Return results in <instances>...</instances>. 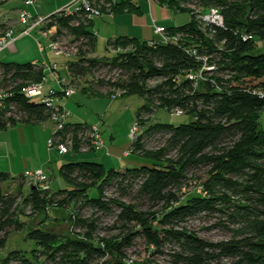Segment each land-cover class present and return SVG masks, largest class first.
<instances>
[{
	"label": "trees",
	"instance_id": "trees-1",
	"mask_svg": "<svg viewBox=\"0 0 264 264\" xmlns=\"http://www.w3.org/2000/svg\"><path fill=\"white\" fill-rule=\"evenodd\" d=\"M179 1L217 8L224 27L215 29L210 40L192 20L167 28L168 35L183 36L177 43L153 45L119 37L105 50L122 52L90 58L97 42L90 24L74 27V18L53 16L57 36L83 39L77 61L68 65V77L78 89L90 98L114 100L115 93L123 92L144 100L136 113L142 132L129 150L148 163L106 169L98 162H71L59 171L70 188L53 192L31 186L24 193L21 187L19 195L6 193L4 186L23 175L0 172V251L9 235L24 227L20 217L28 210L39 215L70 206L71 234L28 230L30 239L45 250L40 264H128L139 245L146 247L150 264H264V52L254 54L264 43V0ZM176 2L167 4L172 8ZM124 10L139 8L132 0H117L113 11ZM189 47L209 56L216 69L205 71L209 78L197 85L185 78L202 68L186 52ZM0 70V90L14 93L0 110V131L19 123L50 122L51 108L28 100L23 92L42 79V72L31 63L2 62ZM12 104L15 110L8 116ZM175 109L190 121L151 122L159 110L170 114ZM89 129L86 123H71L55 137H71L80 153ZM194 184L202 194L184 200V189ZM110 190L115 195L108 196ZM196 221L206 226L193 229L190 224ZM215 230L225 231L227 239L216 242L200 234ZM12 263L37 264L17 252L0 260Z\"/></svg>",
	"mask_w": 264,
	"mask_h": 264
},
{
	"label": "built area",
	"instance_id": "built-area-1",
	"mask_svg": "<svg viewBox=\"0 0 264 264\" xmlns=\"http://www.w3.org/2000/svg\"><path fill=\"white\" fill-rule=\"evenodd\" d=\"M6 1L8 0H0V3ZM20 1L26 6H35L37 0ZM116 2L117 0H72L69 4L50 15H33L25 9H19L16 13L11 12V16L7 15L6 20L0 22V54L13 48L16 41L20 38L32 37L37 41L39 52L42 55L48 50L54 57H60L66 60L76 59L79 54V46L83 39L76 41L73 37H68L64 34L57 36V31L52 32L50 30V26L55 24L53 16L74 18V21L71 23V26L74 27L80 26L81 23L88 25L95 19L100 18L105 11H109L114 7ZM198 18L201 21L200 24L204 25V33L210 35L211 38H213L216 33L215 29L223 28L225 25L223 14L219 12L217 8L211 7V9H208L206 12L201 10ZM165 32L166 29L164 27H156L157 34ZM39 37L47 40V46L43 47L40 44ZM177 37V35L166 36L161 41L151 40L148 43L153 45L157 42L164 44L169 42L177 43L183 36L181 35L180 38ZM113 52H115V54L122 52V48H118ZM186 52L196 57V59L202 63L200 71L196 73L189 72L185 75L186 79L193 81L196 85L199 81H202V76L205 71L213 72L216 70L214 64L210 65L209 56L200 55V50L198 53L196 48L189 47L186 49ZM31 65L34 69L42 72V79L38 82L28 84L23 92L28 100L43 103L53 111L50 123L53 126L54 132L52 137L48 140L49 148L57 151L61 155L76 152L71 137H67L66 141H62L59 137L56 138L55 135L59 134L67 124H71L73 115L64 106L63 101L71 98L76 93L78 88L77 85L74 84L69 77L60 75L61 67L58 62H51L43 57L32 61ZM1 76H3L2 70H0V78ZM49 76L53 77L56 87L45 90ZM179 81L181 80L179 79ZM122 94L124 93H115L113 99H117V97ZM12 96H14L13 92L0 90V110L5 108L6 100ZM8 109V116H10L12 114L11 112L15 110V106L12 104ZM172 114L178 117L184 115L183 111L180 109H175ZM141 132V126L138 120H135L131 127V143L137 140ZM104 146L105 142L100 128L97 125H90V129L83 137L80 153L100 150ZM124 155L129 156L130 150L125 151ZM23 176L29 180L32 186L42 191H48L51 188V179L44 170L26 171ZM126 263L131 264L133 261L131 258H127Z\"/></svg>",
	"mask_w": 264,
	"mask_h": 264
},
{
	"label": "rangeland",
	"instance_id": "rangeland-1",
	"mask_svg": "<svg viewBox=\"0 0 264 264\" xmlns=\"http://www.w3.org/2000/svg\"><path fill=\"white\" fill-rule=\"evenodd\" d=\"M41 3L42 1H39V4ZM19 4H20V1L18 0H8L4 3L1 2L0 3V22H3V20H6L7 15L11 16L12 9L17 5L19 6ZM172 9L181 13V15H183L184 18L190 19V21L193 20L195 25L197 26V29L204 33V25L200 24L201 21L199 20L198 15L200 14L201 10L205 12L208 10L197 8L195 5H184L179 0H177V2L173 4ZM33 10L35 9L32 8L31 11ZM113 10H114V7H112L109 11H105L104 13L111 14L112 12H114ZM182 10H185V11H182ZM46 13H48L46 15H50L55 12H46ZM92 23L93 22L90 23V26ZM165 29H166L165 33L157 34L159 36V38L157 39L158 41H161L166 36H170L168 35L169 30L167 28ZM176 35L178 36L177 38L181 37L180 33ZM204 35L206 36V38L210 40L212 39L210 35H208L207 33H204ZM258 45L259 46L254 51V54H258L259 52H264V43H259ZM17 47H18V52L15 55H13V57L16 59H19V61L27 60L28 56L25 54L23 55V52H21V50L19 52V49H20L19 43L17 44ZM104 52L106 53L107 51L104 48L103 42L100 40L92 56H95L97 58H104L106 56ZM108 52L110 53L113 51L109 50ZM114 53H110V54L113 55ZM116 55L117 54H115V56ZM61 61L63 62L62 59ZM62 74L64 73L62 72ZM206 78H209V76L203 75L202 82L203 80H206ZM80 90L81 89L77 88L76 93L73 95L71 99V101H73L74 103L73 107L75 111L80 109L82 115L86 114L88 115V117H90V114L96 111L95 106H94L95 103L98 104V107H100V103L102 104V108H100V110H103L104 108H110V109L107 111L106 116L103 113H98V118L94 117V119L91 120L92 123H97L96 125L100 128L101 131H103L102 135H103V139L106 140V148L104 146L102 147L103 150L100 149V151L96 150V151H91L85 154H78L76 155V156H79L78 161H81L82 158L85 156L92 157L95 155V158H97L98 160L92 158L93 160H91V162H98L102 156H105V158L107 159L106 160L107 162L105 165L107 169H110V168L122 169L126 167L133 168L136 166H140L143 163H148L147 160L137 157L136 155H129V156L124 155L125 157H121L122 153L129 150L130 145L132 144L131 143L132 141L130 138L131 127L134 121L136 120L137 111L144 104V100L138 95H132V96L121 95L117 97V99L115 100H111L106 97H100V98L90 99L91 101L88 102L85 105V107L83 106L79 107L78 106L79 100L81 98ZM104 99L107 101H104ZM73 117L74 116H72V119ZM153 121H161L162 123H165V124L178 125L182 123H188L190 121V118L185 115L179 116V117L174 116L172 113L169 114V113H166L164 110H159L157 112V115L151 119V122ZM261 122L264 125V112L262 114ZM111 146H114L118 150V153L120 151L119 157L121 159L118 160L117 163L115 164H113L112 162V160H114L112 158L113 153L110 152V150L108 151L107 149V148H110ZM40 147L42 148V146ZM55 154H58V153H55ZM66 156L67 158L70 157L69 154ZM62 158H66V157L61 156V159ZM65 160L66 159H63V161ZM0 162H1L0 172H7L6 170L7 162L9 161L0 160ZM36 162L37 160H35V163ZM15 164L17 165L22 164L21 160L15 159ZM51 165L49 166L51 170L47 169V167L44 170L48 171L50 178H52V184L50 181V186L54 190L53 192H56L60 189L70 188V185L67 184L60 176L59 166H57V164H54V166L53 165L51 166ZM20 169L22 168L18 169V172H19L18 176L22 172V170ZM31 186L32 184L29 182V180L25 176H23L22 180L20 181H17L14 183L11 182L9 184H6L4 186V190L8 194L19 195L18 193L21 187L23 188L24 193H28ZM91 193L95 194L96 192L92 191ZM201 194L202 193L200 192V188L197 184L188 186L184 189V200H187L193 196H200ZM113 195H115V191L110 190L108 192V196L111 197ZM47 212L48 213L46 214L30 215L31 212L28 210L26 214L20 217V222L24 224V227L20 231L14 230L13 233L9 235L5 248L2 251H0V260L2 258H5L7 255H9L10 252H17L20 257L30 258L31 260H34V263L40 264L44 262L45 256L43 255L44 254L43 252L45 250L40 245H38L35 241L30 239L28 230L34 229V228H41L45 231H51L58 235H67L69 233L71 234V231H72L71 230L72 229L71 215L74 213V209L70 206L67 208H63L62 210L50 208L48 209ZM190 226L193 229L201 230L206 225H204L200 221H196L190 224ZM200 232H201L200 234L202 237L208 240H211V241L218 242V241L227 239V233L223 230H215V232H210V233H207L204 231H200ZM137 249H138L137 255H134L131 253V256H129L128 258H131L133 262L138 263V264H150L149 262L151 258L148 256L146 247L144 245H139ZM12 264H17V263H12Z\"/></svg>",
	"mask_w": 264,
	"mask_h": 264
},
{
	"label": "crops",
	"instance_id": "crops-1",
	"mask_svg": "<svg viewBox=\"0 0 264 264\" xmlns=\"http://www.w3.org/2000/svg\"><path fill=\"white\" fill-rule=\"evenodd\" d=\"M20 1V0H18ZM39 1H42L39 4ZM72 0H37L35 6H26L22 1H20L19 6H15L12 9V12H17L19 9H25L29 11L33 15L38 14H48L46 12H56L59 9L63 8L67 4H69ZM168 0H132V2L139 8V11L131 12L128 10L124 11H114L110 13H104L100 18H97L93 21L91 26H89L88 30L94 32L97 37V42L95 49L101 40L104 44V48H106L107 43L110 40L119 38V37H128L135 38L139 41H151L157 40L159 36L156 33V27H178L185 24H188L190 19L184 18L181 13L175 11L170 8L167 4ZM51 3V4H50ZM49 6V7H47ZM34 8L35 10L31 11ZM97 20V21H96ZM58 26H50V30L52 32L57 31ZM40 44L44 47L47 46L48 42L44 38L39 37ZM19 43L21 52L23 55H27L28 59L25 61H19L13 57L18 52L17 44ZM13 48L10 50H6L0 54V63H31L36 59H41L43 57L47 58V60L51 62H58L61 67L60 75L68 77V65L72 62L77 61L76 59L66 60L64 58L54 57L50 51H46L44 55L39 52L38 43L32 37H23L17 40ZM95 49L93 52H95ZM105 53V52H104ZM114 53V52H110ZM109 52L105 53L107 58H113L115 53L111 55ZM90 58H97L95 56L90 55ZM63 60V62L61 61ZM62 72L64 74H62ZM55 82L52 76L48 77L45 90L49 88H55ZM79 91V90H78ZM81 98L79 100V107L83 106L90 102L92 98H89L82 90H80ZM73 97V96H72ZM71 98L65 99L63 101L64 106L73 114V119L71 120L72 124L76 123H86L88 125H96L97 123H92V119L94 117L98 118V113H103L105 116L107 115V111L110 108H102V104L100 103V107L95 103V110L93 113L88 115H82L80 109L75 111L73 105V101ZM94 99V98H93ZM104 101H107L104 99ZM82 108V107H81ZM100 110V111H99ZM95 113V114H94ZM91 118V119H90ZM53 126L50 122L45 124L33 125V124H17L12 128H9L4 131H0V160L1 161H9L7 162V173H10L14 177H18V169L22 168V172L19 176L23 175L26 171H36V170H51L49 166L52 164H57L60 168L71 162H78V157L76 156L80 153L70 152L66 154H59L57 151L52 150L48 146V140L53 135ZM103 132V131H101ZM103 134V133H102ZM113 138V137H112ZM105 148H106V140ZM42 146V148L40 147ZM47 148V149H46ZM108 151L113 153L112 160L113 164L117 163L121 158L119 157L120 151L111 146L107 148ZM46 152H45V151ZM103 150V149H101ZM100 151V150H99ZM45 152V153H44ZM58 153V154H55ZM124 153V152H123ZM122 153L121 157H125ZM70 155L67 158L66 155ZM85 154V153H84ZM116 154V155H114ZM61 156L66 157L62 158ZM97 159L94 156H85L81 161H91L93 159ZM15 159H20V165L15 164ZM63 159H66L63 161ZM35 160L37 162L35 163ZM98 160V159H97ZM105 156H102L98 161L104 165L106 168ZM1 163V162H0ZM51 165V166H52ZM107 169V168H106ZM111 169V168H110ZM45 171V170H44ZM48 174V171H45ZM50 177V176H49ZM51 184H52V178ZM11 183V182H10ZM9 184V183H8ZM54 191V190H53Z\"/></svg>",
	"mask_w": 264,
	"mask_h": 264
},
{
	"label": "bare ground",
	"instance_id": "bare-ground-1",
	"mask_svg": "<svg viewBox=\"0 0 264 264\" xmlns=\"http://www.w3.org/2000/svg\"><path fill=\"white\" fill-rule=\"evenodd\" d=\"M178 27H180V26H178Z\"/></svg>",
	"mask_w": 264,
	"mask_h": 264
}]
</instances>
